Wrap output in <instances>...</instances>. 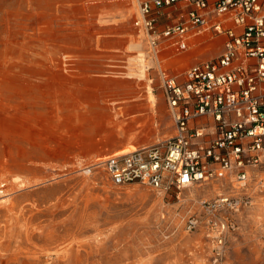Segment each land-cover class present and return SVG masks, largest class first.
Masks as SVG:
<instances>
[{"label": "rangeland", "instance_id": "374dc122", "mask_svg": "<svg viewBox=\"0 0 264 264\" xmlns=\"http://www.w3.org/2000/svg\"><path fill=\"white\" fill-rule=\"evenodd\" d=\"M143 1L0 0V264H264V166L247 188L228 177L180 192L116 186L94 167L173 137L160 69L180 79L223 52L209 34L156 57L134 24ZM220 196L243 207L216 263L205 226L186 221Z\"/></svg>", "mask_w": 264, "mask_h": 264}, {"label": "built area", "instance_id": "2783aa9c", "mask_svg": "<svg viewBox=\"0 0 264 264\" xmlns=\"http://www.w3.org/2000/svg\"><path fill=\"white\" fill-rule=\"evenodd\" d=\"M163 18L177 23L161 29ZM134 24L156 57L168 49L189 51L209 34L226 40L218 58L193 64L180 79L160 69L173 137L109 155L94 167L116 186L180 192L231 177L247 188L255 171L249 168L264 166V0H144ZM242 207L240 198L220 196L202 202L201 215L186 221L188 231L205 226L216 263L238 228L234 215Z\"/></svg>", "mask_w": 264, "mask_h": 264}, {"label": "bare ground", "instance_id": "6f19581e", "mask_svg": "<svg viewBox=\"0 0 264 264\" xmlns=\"http://www.w3.org/2000/svg\"><path fill=\"white\" fill-rule=\"evenodd\" d=\"M136 48H138V49H142L143 48V44L142 43H138L137 45H136ZM147 70H148V67H146V66H141V69H140V76L142 77V78H146V76H147ZM150 83H151V81H148V83L146 84V86H145V91H146V94H147V98H148V101H149V104L151 105V109H155V110H157V108H158V106H159V100H158V98L156 97V95L153 93V88H152V86L150 85ZM149 105V106H150ZM130 106V105H129ZM133 106H134V104H133ZM132 106V107H133ZM141 106V105H140ZM143 106V105H142ZM136 107V106H135ZM136 108H138V107H136ZM130 109H132V108H130ZM140 109H141V107H140ZM127 110H128V108H127ZM135 111V110H134ZM142 111V110H141ZM137 118H135V120H133L132 122H138L137 120H136ZM140 119V118H139ZM138 119V120H139ZM131 122V123H132ZM166 122V121H165ZM170 124V123H169ZM169 124L168 123H165L164 124V126L165 127H168L169 126ZM136 125V124H135ZM134 150H136V149H133V150H130V151H127V152H123V153H120V154H126V153H128V152H131V151H134ZM192 187V186H191ZM233 188H236V186H234L233 185ZM234 190H236V189H234ZM237 191V190H236Z\"/></svg>", "mask_w": 264, "mask_h": 264}, {"label": "crops", "instance_id": "0c3cea01", "mask_svg": "<svg viewBox=\"0 0 264 264\" xmlns=\"http://www.w3.org/2000/svg\"><path fill=\"white\" fill-rule=\"evenodd\" d=\"M160 23H162V22H160Z\"/></svg>", "mask_w": 264, "mask_h": 264}]
</instances>
